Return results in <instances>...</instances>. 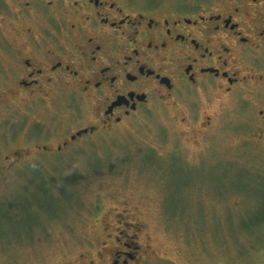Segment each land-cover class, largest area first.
Returning <instances> with one entry per match:
<instances>
[{
    "label": "rangeland",
    "instance_id": "374dc122",
    "mask_svg": "<svg viewBox=\"0 0 264 264\" xmlns=\"http://www.w3.org/2000/svg\"><path fill=\"white\" fill-rule=\"evenodd\" d=\"M256 52L247 64L264 77ZM249 92L158 102L60 154L37 144L90 123V103L0 117V157H26L1 168L0 264H89L121 221L139 224L138 264H264V84Z\"/></svg>",
    "mask_w": 264,
    "mask_h": 264
},
{
    "label": "flooded vegetation",
    "instance_id": "af4514ba",
    "mask_svg": "<svg viewBox=\"0 0 264 264\" xmlns=\"http://www.w3.org/2000/svg\"><path fill=\"white\" fill-rule=\"evenodd\" d=\"M0 43L1 118L24 120L26 104L36 114L63 100L91 104L90 123L37 144L60 154L158 102L214 104L263 85L247 60L264 50V0H4ZM205 118L208 128L212 116ZM25 160L18 147L4 154L0 176ZM121 223L89 264L145 259L139 224Z\"/></svg>",
    "mask_w": 264,
    "mask_h": 264
},
{
    "label": "water",
    "instance_id": "95a60500",
    "mask_svg": "<svg viewBox=\"0 0 264 264\" xmlns=\"http://www.w3.org/2000/svg\"><path fill=\"white\" fill-rule=\"evenodd\" d=\"M82 131H87V129H84V130H82ZM82 131H80L78 134H80Z\"/></svg>",
    "mask_w": 264,
    "mask_h": 264
}]
</instances>
